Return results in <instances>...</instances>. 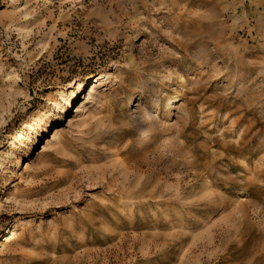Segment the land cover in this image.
Wrapping results in <instances>:
<instances>
[{"label":"rangeland","instance_id":"374dc122","mask_svg":"<svg viewBox=\"0 0 264 264\" xmlns=\"http://www.w3.org/2000/svg\"><path fill=\"white\" fill-rule=\"evenodd\" d=\"M0 264H264V0H0Z\"/></svg>","mask_w":264,"mask_h":264},{"label":"bare ground","instance_id":"6f19581e","mask_svg":"<svg viewBox=\"0 0 264 264\" xmlns=\"http://www.w3.org/2000/svg\"><path fill=\"white\" fill-rule=\"evenodd\" d=\"M14 76L11 74V73H7L6 74V79L10 80V79H13ZM94 78H96V81H94V79H92V81L90 82V84L87 86L88 82L84 81V82H81L79 84V87H78V90H75L73 92V95L72 97H68V99L66 100V104H72L73 103V98H77L79 96V94L85 92V90L87 89V87H90L91 86V89L90 91L88 92L87 94V99L88 101H94V98H95V92L99 86V84H101L103 81H104V76H101V75H98V76H95ZM81 85V86H80ZM64 108V107H63ZM65 111V109H64Z\"/></svg>","mask_w":264,"mask_h":264}]
</instances>
